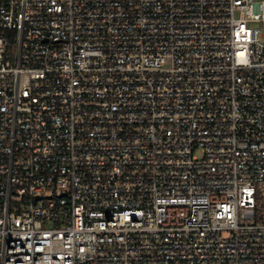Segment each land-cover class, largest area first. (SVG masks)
I'll return each instance as SVG.
<instances>
[{"label":"built area","instance_id":"obj_1","mask_svg":"<svg viewBox=\"0 0 264 264\" xmlns=\"http://www.w3.org/2000/svg\"><path fill=\"white\" fill-rule=\"evenodd\" d=\"M0 264H264V0H0Z\"/></svg>","mask_w":264,"mask_h":264}]
</instances>
